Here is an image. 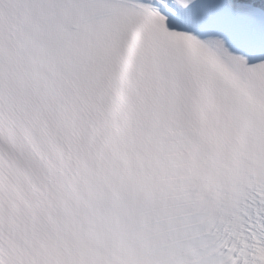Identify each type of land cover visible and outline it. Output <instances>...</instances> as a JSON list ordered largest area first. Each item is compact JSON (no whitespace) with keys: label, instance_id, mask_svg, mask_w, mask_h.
Wrapping results in <instances>:
<instances>
[{"label":"snow or ice","instance_id":"6c2138e0","mask_svg":"<svg viewBox=\"0 0 264 264\" xmlns=\"http://www.w3.org/2000/svg\"><path fill=\"white\" fill-rule=\"evenodd\" d=\"M0 264H264V0H0Z\"/></svg>","mask_w":264,"mask_h":264}]
</instances>
